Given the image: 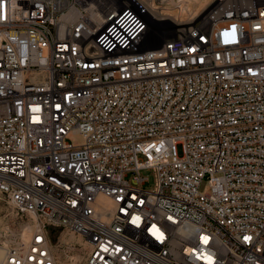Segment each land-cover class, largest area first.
Returning <instances> with one entry per match:
<instances>
[{
	"label": "built area",
	"instance_id": "2783aa9c",
	"mask_svg": "<svg viewBox=\"0 0 264 264\" xmlns=\"http://www.w3.org/2000/svg\"><path fill=\"white\" fill-rule=\"evenodd\" d=\"M164 6L0 0L3 264H264V0Z\"/></svg>",
	"mask_w": 264,
	"mask_h": 264
},
{
	"label": "bare ground",
	"instance_id": "6f19581e",
	"mask_svg": "<svg viewBox=\"0 0 264 264\" xmlns=\"http://www.w3.org/2000/svg\"><path fill=\"white\" fill-rule=\"evenodd\" d=\"M141 1L145 5H148L150 7L151 6L160 7L161 5H165L164 7L166 8V11L170 14L172 18L182 17L181 21H186V18L188 17V12L190 13L194 12L195 11L194 9H196L197 6L206 7L210 3H212L214 0H180V1H177V0H160V1L141 0ZM93 4H94L93 7L95 9L91 12V21L93 23V26H96L98 28H101V27L109 28L111 24L107 22L105 15L101 12V7H102L101 2L93 3ZM35 221H36V218L34 217L32 222H35ZM30 230H31V221L30 223L26 224V226H24L23 234L19 236V242L29 237ZM65 238L66 239H63L62 242H65L68 239L80 240L79 237H76L74 235L67 236ZM6 243L7 242H4V245H0V264H3V259L5 256V249H6V246L8 245ZM54 248L56 249L57 247L54 246Z\"/></svg>",
	"mask_w": 264,
	"mask_h": 264
},
{
	"label": "rangeland",
	"instance_id": "374dc122",
	"mask_svg": "<svg viewBox=\"0 0 264 264\" xmlns=\"http://www.w3.org/2000/svg\"><path fill=\"white\" fill-rule=\"evenodd\" d=\"M210 4L206 7L197 6V8L194 9L195 11L192 12L193 14L188 12L186 22H189L194 16H197L202 11L210 7ZM140 174L148 179L145 183V188L153 189L156 184V175L154 171L152 169H144L140 171ZM205 185L206 181H204L201 185V189H204ZM32 220L33 217L30 215H17L16 209L11 202L0 199V245H4V242H7L6 244H10L19 240V236L23 234L24 226L30 223V221L33 223Z\"/></svg>",
	"mask_w": 264,
	"mask_h": 264
}]
</instances>
